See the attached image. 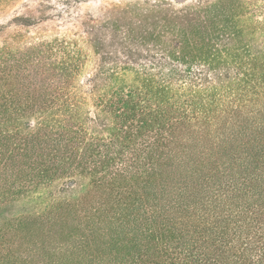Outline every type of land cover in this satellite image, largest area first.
<instances>
[{"label":"trees","instance_id":"1","mask_svg":"<svg viewBox=\"0 0 264 264\" xmlns=\"http://www.w3.org/2000/svg\"><path fill=\"white\" fill-rule=\"evenodd\" d=\"M85 27L0 43V264H264V0Z\"/></svg>","mask_w":264,"mask_h":264},{"label":"rangeland","instance_id":"2","mask_svg":"<svg viewBox=\"0 0 264 264\" xmlns=\"http://www.w3.org/2000/svg\"><path fill=\"white\" fill-rule=\"evenodd\" d=\"M124 1L127 0H0V43L16 36L21 43H28L44 35L83 33L90 17L97 18L112 5ZM18 16L29 18V24L16 21ZM81 188L58 185L43 189L16 202L14 212L43 209L51 199L81 194Z\"/></svg>","mask_w":264,"mask_h":264}]
</instances>
